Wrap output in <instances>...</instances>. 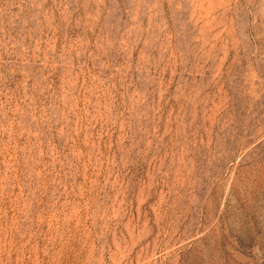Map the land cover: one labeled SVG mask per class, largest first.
<instances>
[{
  "label": "rangeland",
  "instance_id": "1",
  "mask_svg": "<svg viewBox=\"0 0 264 264\" xmlns=\"http://www.w3.org/2000/svg\"><path fill=\"white\" fill-rule=\"evenodd\" d=\"M0 264H264V0H0Z\"/></svg>",
  "mask_w": 264,
  "mask_h": 264
}]
</instances>
